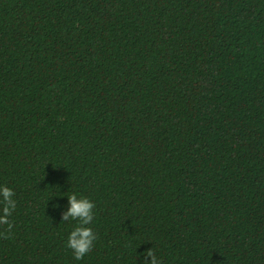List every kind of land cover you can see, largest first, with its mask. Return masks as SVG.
<instances>
[{"label": "trees", "instance_id": "1", "mask_svg": "<svg viewBox=\"0 0 264 264\" xmlns=\"http://www.w3.org/2000/svg\"><path fill=\"white\" fill-rule=\"evenodd\" d=\"M3 186L0 264H264V0H0Z\"/></svg>", "mask_w": 264, "mask_h": 264}, {"label": "clouds", "instance_id": "2", "mask_svg": "<svg viewBox=\"0 0 264 264\" xmlns=\"http://www.w3.org/2000/svg\"><path fill=\"white\" fill-rule=\"evenodd\" d=\"M15 193L7 186L0 187V204L3 205L0 208V228H4V231L0 233L3 239L9 238V233L12 230V223L10 217L17 207L16 201L13 199ZM69 207L66 212L62 214V221H78V226L70 233L67 241V247L72 250L75 260H82L88 253L94 248V241L97 239L96 233H94L91 227H88L94 219L95 204L86 197L78 198L76 194H72L68 197ZM60 205H54V208L58 209ZM143 264H163L158 259L155 249L145 251L143 254Z\"/></svg>", "mask_w": 264, "mask_h": 264}]
</instances>
